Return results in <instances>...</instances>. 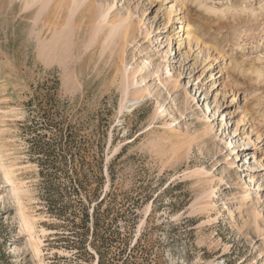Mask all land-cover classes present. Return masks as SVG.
<instances>
[{"label": "rangeland", "instance_id": "obj_1", "mask_svg": "<svg viewBox=\"0 0 264 264\" xmlns=\"http://www.w3.org/2000/svg\"><path fill=\"white\" fill-rule=\"evenodd\" d=\"M112 17L128 87L97 65ZM103 196L115 264H264V0H0V264H96L73 214Z\"/></svg>", "mask_w": 264, "mask_h": 264}, {"label": "bare ground", "instance_id": "obj_2", "mask_svg": "<svg viewBox=\"0 0 264 264\" xmlns=\"http://www.w3.org/2000/svg\"><path fill=\"white\" fill-rule=\"evenodd\" d=\"M187 13V12H186ZM167 19H168V27H173L172 28V31H175L176 30V21H177V18L174 14V12H172L171 10L168 11V15H167ZM122 23V24H121ZM107 24L109 25L110 27V30L108 31V28L107 26L103 29L104 30V33L107 34L108 36V41L105 43L106 45L101 46V51H100V54H99V61H98V67H100L103 65L106 67L108 66V74H113V78L117 79V77L119 76V74L121 73L122 74V78H124L125 80V87H128L129 85V73H127V70L124 68L122 69V67L125 65L124 64V61L125 59L127 58L126 57V49H127V46L131 43H134V39H135V33L133 31V28L131 26V24L129 22H126V18H123L121 19V21H118L117 18H114L112 17L111 20H109V22H107ZM182 28V27H181ZM181 32V29L179 28V30L177 31V33H179L178 36H183L185 33V38L188 40V42L190 43L191 41H195L197 44H198V41L201 37L204 36V33H200L199 31H197L194 27H193V24H192V21L187 19L186 20V25H185V33L183 34H180ZM67 34V33H66ZM65 34V35H66ZM64 35V36H65ZM70 34L69 35H66L65 38H69ZM177 36V37H178ZM101 37H102V34H101ZM144 41L143 42H146L148 41L150 38H149V32H145L144 33ZM64 38V37H63ZM70 39V38H69ZM76 39V37H75ZM103 39V38H102ZM65 40V39H64ZM71 40V39H70ZM67 39V42L70 41ZM73 40V39H72ZM41 41V40H40ZM75 41V40H74ZM73 41V43H74ZM103 41V40H102ZM76 42V41H75ZM71 43V42H70ZM188 43V44H189ZM65 44H67L65 42ZM93 44V43H92ZM179 44V43H177ZM69 45V44H67ZM67 47V46H66ZM89 47V50H93L95 49L96 45H92V46H88ZM91 47V48H90ZM52 48V47H51ZM74 48V47H73ZM72 48V49H73ZM87 49V48H86ZM64 51L66 52L67 50L64 49ZM70 51V50H69ZM75 51V50H74ZM74 51H72L71 53H74ZM77 52V51H76ZM79 52V51H78ZM44 53V52H43ZM75 54V53H74ZM72 56V55H71ZM70 57V56H69ZM73 57V56H72ZM71 57V58H72ZM92 57V55H91ZM90 58V56H89ZM73 60H71L70 62L73 64V67L75 66V63L76 62H73ZM70 64V63H69ZM108 64V65H107ZM144 64L146 65L147 64V67L145 68L144 67V73L148 72L149 70V67H156V61L155 60H151V61H147V62H144ZM100 65V66H99ZM149 65V66H148ZM158 65V64H157ZM159 66V65H158ZM202 66V65H201ZM104 67V68H105ZM206 68L209 70L211 69V64H207L206 65ZM151 69H154V68H151ZM206 69V70H207ZM158 72V71H157ZM154 74H156V70H151V78H154ZM212 75V73H210ZM121 76V75H120ZM140 80L141 81H144L146 78L148 79V77L146 76H143V74H140ZM158 76V75H157ZM140 80H136L135 81V85H137L138 81ZM124 84V83H123ZM144 88L143 89L144 91H147L146 89V83L143 84ZM124 87V88H125ZM136 87H141L140 86H136ZM167 87V90L169 91L170 90H173V88H169V86H165ZM126 89V88H125ZM124 91V90H123ZM122 91V92H123ZM126 92V91H125ZM192 92H190L191 94ZM131 99L129 98V96H125L123 97L124 98V101H126V103H129V102H132L134 101L133 103H137L139 102L140 100H142L145 95H141V94H138V93H132L131 94ZM193 97V96H192ZM190 99L187 97L186 101ZM123 100V99H122ZM123 101V102H124ZM125 103V105H126ZM123 106L124 108H129L131 107V105H128V106ZM180 109V108H179ZM182 111V110H181ZM244 167L241 166L239 168V171L243 170ZM242 176V174H241ZM248 182L246 180V177H241V179L238 180L237 182V190L238 192H242V197H241V202L243 204H247L251 198V193H250V187L248 186Z\"/></svg>", "mask_w": 264, "mask_h": 264}, {"label": "trees", "instance_id": "obj_3", "mask_svg": "<svg viewBox=\"0 0 264 264\" xmlns=\"http://www.w3.org/2000/svg\"><path fill=\"white\" fill-rule=\"evenodd\" d=\"M75 192H77L75 190ZM105 197L98 198L94 205L92 206L91 215H89L88 207L84 205V200L80 197L79 202L81 203V210L82 213L79 215L81 216L79 221H75V219L78 217V214H73V224L75 228H78V231L75 234L79 235V245L80 247L77 248L79 250V256H86V257H92V255L95 253L97 255V263L96 264H115L114 260H118L123 258V251L124 247H121L119 250L118 255L116 256L117 259L113 258L112 260L107 257V244L105 242V236L104 233L101 231V212L100 207L104 201ZM75 212V210H74ZM91 223V229H89L88 224ZM106 230V228H104ZM91 233V239L88 240L87 235L88 233ZM93 248L94 253L90 251L89 248ZM135 245L133 246L132 250L134 249ZM130 255L127 257H124L123 262L124 264H128ZM81 264V263H76Z\"/></svg>", "mask_w": 264, "mask_h": 264}]
</instances>
